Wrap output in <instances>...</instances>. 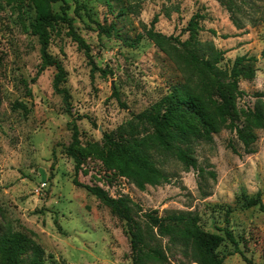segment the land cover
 Returning <instances> with one entry per match:
<instances>
[{"label": "rangeland", "instance_id": "obj_1", "mask_svg": "<svg viewBox=\"0 0 264 264\" xmlns=\"http://www.w3.org/2000/svg\"><path fill=\"white\" fill-rule=\"evenodd\" d=\"M65 2L73 31L90 48L87 55L65 23L48 29V51L67 71L68 104L54 89L56 69L38 73L41 43L32 29L45 13H60L63 2L0 0V238L26 234L41 247L46 264H132L125 220L73 182L75 164L68 154L72 129L79 128L83 143H102L105 134L118 135L136 115L159 103L175 83L207 92L202 78L182 58L180 45L164 50L146 37L154 26L185 41L195 14L202 16L196 48L205 57L213 49L223 52L217 66L224 77L237 57L257 60L255 77L239 80L236 123L242 127L249 110L264 112V0ZM82 4L89 14L76 10ZM97 23L115 29L109 36L100 33ZM141 34V42L130 46ZM254 132V153L245 151L236 130L229 127L214 134L212 142L180 140L197 159L198 169L149 150L153 164L170 181L145 190L107 172L93 155L86 159L79 180L101 187L112 198L136 203L139 208L133 206L131 215L145 244L161 249L169 264L199 263L192 245L162 236L145 217L147 212L191 213L205 231L225 235L229 230L235 235L243 255L227 240L218 249L224 264H264V212L247 206L258 193L264 204V126ZM30 258L28 251L21 264Z\"/></svg>", "mask_w": 264, "mask_h": 264}, {"label": "trees", "instance_id": "obj_2", "mask_svg": "<svg viewBox=\"0 0 264 264\" xmlns=\"http://www.w3.org/2000/svg\"><path fill=\"white\" fill-rule=\"evenodd\" d=\"M62 1L60 13L47 12L40 21L32 25L34 35L41 43L42 63L39 74L50 67L56 69L53 82L55 91L63 96L68 104L71 95L64 84L67 81V71L63 64L49 53V28L59 22L67 24L72 29L71 35L87 55L90 48L85 40L73 31V19L67 13L69 5L65 0H43L46 4ZM83 9L89 14L85 4L78 5L76 10ZM202 16L195 14L188 22L186 30L190 37L182 41L178 37L168 36L156 31L154 26L146 32V37L164 50L167 48H182L181 56L189 68L196 71L202 78L207 92L198 91L189 83H175L171 92L150 110H145L134 117L126 127L120 128L118 135L105 134L102 143H83L77 126L73 127L72 142L68 154L75 164L74 184L87 189L91 194L103 199L113 211L126 222L127 231L131 239L132 264H145L146 261L169 264L168 258L161 249H152L144 242V236L131 212L139 206L130 198H112L98 186L82 184L79 174L83 170L86 159L93 155L103 164L107 172L114 176L124 177L132 181L139 189L145 190L148 185L158 186L169 183L170 178L158 168L150 158L149 150L159 151L173 156L187 169H198L197 159L180 144V140H199L212 142L213 135L229 127L236 130L239 139L243 142L247 153H254L252 145L256 142L255 129L263 128L264 112L257 108L249 110L245 116V123L240 127L236 97L239 94V80L241 77L252 79L255 77V57H237L231 73L224 77L217 64L223 52L213 49L209 57L202 56L196 48L197 37L200 31ZM154 18L152 24L157 22ZM100 33L111 35L114 26L106 28L97 23ZM144 36L138 35L130 46L141 42ZM176 43V44H175ZM216 95V98L214 97ZM150 129L143 133L141 130ZM215 177L213 172H209ZM248 207L258 206L264 212L261 193L250 198ZM157 211L145 213L151 224L158 228L162 236L168 237L171 242H183L192 245L199 264H224V258L218 254L219 247L229 241L236 249L235 235L225 230V235L210 233L201 228L197 216L191 213H170L159 216ZM31 252L28 264H46L44 252L29 236L21 232H12L0 238V264H21L26 252ZM244 257V256H243ZM250 263V262H249Z\"/></svg>", "mask_w": 264, "mask_h": 264}]
</instances>
